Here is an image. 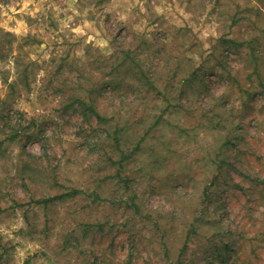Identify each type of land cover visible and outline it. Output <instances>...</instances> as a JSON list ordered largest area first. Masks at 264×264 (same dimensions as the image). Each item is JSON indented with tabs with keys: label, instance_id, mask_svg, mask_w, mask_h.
<instances>
[{
	"label": "rangeland",
	"instance_id": "374dc122",
	"mask_svg": "<svg viewBox=\"0 0 264 264\" xmlns=\"http://www.w3.org/2000/svg\"><path fill=\"white\" fill-rule=\"evenodd\" d=\"M0 264H264V0H0Z\"/></svg>",
	"mask_w": 264,
	"mask_h": 264
},
{
	"label": "trees",
	"instance_id": "16d2710c",
	"mask_svg": "<svg viewBox=\"0 0 264 264\" xmlns=\"http://www.w3.org/2000/svg\"><path fill=\"white\" fill-rule=\"evenodd\" d=\"M95 117H96V119L99 121V122H103V118L102 117H100L97 113H95ZM114 141L116 142V143H118V139H117V137H114ZM124 156H122L121 157V160H124ZM80 193V191H76V190H72L71 192H69L67 195H65V196H67V197H71V196H73V195H77V194H79Z\"/></svg>",
	"mask_w": 264,
	"mask_h": 264
}]
</instances>
